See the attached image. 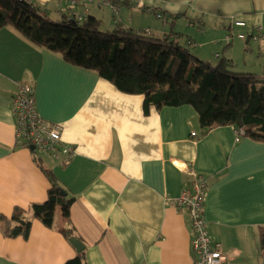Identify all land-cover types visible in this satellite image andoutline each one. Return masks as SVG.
I'll use <instances>...</instances> for the list:
<instances>
[{
  "label": "crops",
  "instance_id": "0c3cea01",
  "mask_svg": "<svg viewBox=\"0 0 264 264\" xmlns=\"http://www.w3.org/2000/svg\"><path fill=\"white\" fill-rule=\"evenodd\" d=\"M26 1L51 22L74 12L83 24L108 21V31L184 37L202 61L225 46V61L236 64L241 51L236 73L264 80V0ZM21 82L33 86L40 117L63 125V142L75 151L67 166L39 155L74 202L68 220L58 207L52 227L32 219L28 238H7L2 219L19 209L33 218V205L50 189L33 150L17 146L13 98ZM190 170L205 179L208 231L227 264H262L264 143L233 127L202 134L190 106L146 113L144 96L124 94L96 72L0 29V264H65L78 254L62 233L69 229L85 245L88 264H195L192 221L176 202L190 186Z\"/></svg>",
  "mask_w": 264,
  "mask_h": 264
},
{
  "label": "trees",
  "instance_id": "16d2710c",
  "mask_svg": "<svg viewBox=\"0 0 264 264\" xmlns=\"http://www.w3.org/2000/svg\"><path fill=\"white\" fill-rule=\"evenodd\" d=\"M100 26L101 21L94 17L84 24L66 17L51 22L26 0H0V29H12L31 45L96 72L124 94L144 96L146 113L151 108L190 106L197 114L202 134L215 127H233L244 132L242 138L264 143V80L257 75L229 71L225 60L217 65L202 62L179 38L119 28L103 32ZM39 155L33 151L35 162L50 183L48 199L33 205V218L21 209L10 219L4 217L3 233L7 238H28L32 219L52 227L58 207L66 220L70 218L74 198L62 195L59 180ZM62 233L67 240L75 237L72 229ZM259 241L264 264V227L259 228ZM65 264H88L86 251Z\"/></svg>",
  "mask_w": 264,
  "mask_h": 264
},
{
  "label": "built area",
  "instance_id": "2783aa9c",
  "mask_svg": "<svg viewBox=\"0 0 264 264\" xmlns=\"http://www.w3.org/2000/svg\"><path fill=\"white\" fill-rule=\"evenodd\" d=\"M77 4V1H73ZM105 4V3H104ZM116 11V8L113 7ZM75 20L82 24L83 17L71 12L68 21ZM236 26L245 27L244 22H236ZM254 34L252 40L258 41V34ZM230 39V37H228ZM245 39V36H241ZM219 56H217L218 58ZM13 111L15 114L17 129V146L33 147L40 155H49L62 166L70 164L75 151L63 142V125L43 120L36 108L34 88L27 82L17 85V91L13 98ZM240 136L244 132H239ZM196 136L194 132L192 134ZM192 178V189H185L177 198V207L186 213L192 221L193 237L191 240V252L195 257V264H227L219 244L215 243L208 231L207 221L204 215V204L207 196L205 179L194 170L189 171Z\"/></svg>",
  "mask_w": 264,
  "mask_h": 264
},
{
  "label": "rangeland",
  "instance_id": "374dc122",
  "mask_svg": "<svg viewBox=\"0 0 264 264\" xmlns=\"http://www.w3.org/2000/svg\"><path fill=\"white\" fill-rule=\"evenodd\" d=\"M107 17H109L108 15H107ZM52 21H60V20H62V18L61 17H56V16H50L49 17ZM138 20V19H137ZM157 21H159V20H157ZM162 22V21H161ZM161 22H158V23H161ZM107 25H108V21H102L101 20V26H100V30L101 31H103V32H107L108 31V29H107ZM179 26H180V24L178 25V27L176 28V31H177V29L179 28ZM175 31V29H174V36L176 35V36H178V33ZM144 35H150V36H156V37H159V36H161V35H159V34H157V33H144V32H142ZM152 34V35H151ZM179 41H180V43L183 45V46H185V47H188L187 46V44L185 43V40H184V37H181V38H179ZM217 48H218V51L217 52H214L213 54H209V56H208V59H206V61H202V62H207V63H210V64H212V65H217L218 63H220V62H222L223 60H228V57H227V55L225 54V52H226V48H225V46L224 47H222L221 48V46L219 47V46H217ZM224 48H225V50H224ZM194 52L195 51V49H193V50H191V52ZM194 54V53H193ZM217 54H219L220 56H222V58H216L217 56ZM195 55V54H194ZM235 56H236V64H234V63H232V64H228V67H227V70H229V71H232V72H237L239 69V67L244 63L243 62V57H242V54H241V51L239 52V51H237L236 53H235ZM196 57V56H195ZM197 58V57H196ZM199 59V58H198ZM200 60V59H199ZM260 75H263V73H261ZM47 160H48V162H49V158H46L45 159V163L47 164Z\"/></svg>",
  "mask_w": 264,
  "mask_h": 264
},
{
  "label": "water",
  "instance_id": "95a60500",
  "mask_svg": "<svg viewBox=\"0 0 264 264\" xmlns=\"http://www.w3.org/2000/svg\"><path fill=\"white\" fill-rule=\"evenodd\" d=\"M31 149L34 150L33 147H31ZM66 194H67L66 192H62L63 196H66ZM70 242L78 253L83 252L85 250V245L80 240L71 238Z\"/></svg>",
  "mask_w": 264,
  "mask_h": 264
},
{
  "label": "clouds",
  "instance_id": "9594fccd",
  "mask_svg": "<svg viewBox=\"0 0 264 264\" xmlns=\"http://www.w3.org/2000/svg\"><path fill=\"white\" fill-rule=\"evenodd\" d=\"M116 12V11H115ZM67 19H68V17H67Z\"/></svg>",
  "mask_w": 264,
  "mask_h": 264
}]
</instances>
